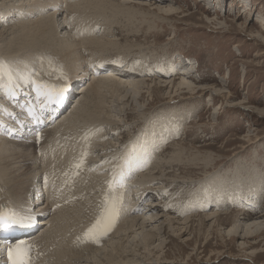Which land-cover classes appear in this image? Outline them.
I'll list each match as a JSON object with an SVG mask.
<instances>
[{"label": "bare ground", "instance_id": "bare-ground-1", "mask_svg": "<svg viewBox=\"0 0 264 264\" xmlns=\"http://www.w3.org/2000/svg\"><path fill=\"white\" fill-rule=\"evenodd\" d=\"M124 1L0 0V24L10 22L5 25L6 28L2 25L0 32V129H7L6 133L0 131V185H6L1 189L3 198L0 199L3 201L5 197L9 198L6 204L0 203V215L30 222L34 217H40L37 219V226L40 228L35 235L17 238L9 247L0 244V250L6 247L9 250L17 243L26 242L32 249L33 264H177L174 261L159 262L157 256L155 258L163 249L164 240H161L160 234H163L166 226L182 238L193 220L171 218L173 213H184L180 209L171 213L170 210L174 209H168L175 204L173 194L170 198L164 196L167 199L164 204L150 203L151 198L159 193L164 194V188L157 187L160 181L157 174L162 171L158 170L156 174L153 172L159 164L150 163V151L156 149L157 142L154 141V130L150 137L140 136L141 133L148 134L141 130L134 140L130 141L129 138V144L134 145L124 151L123 147L112 144L113 140L106 133L107 130L117 132L127 126L116 118L121 113H129L127 109L116 106L118 113L114 115L111 107L113 103L126 106L124 104L132 94L139 96L140 100L145 93L153 100L159 97L160 92H165L164 95L168 96L165 103H171L174 100L202 98L203 91L200 94L198 90L205 89L196 90L199 85H194L192 80L187 79L195 67H182L186 71L184 75H180L178 82L176 80L179 78L167 81L158 78L157 83L152 85L151 79L136 81L131 78L134 73L122 74L124 71L119 72L117 65L110 62L109 66L107 63L102 64L105 57L112 55L106 53L114 51L113 55L120 59L119 51H125L124 46L128 49L130 44L123 45V41L121 43L118 39H109L110 30L107 27L100 34L102 38H96L91 33L92 30H89L93 23L86 20V11L80 10L88 8L101 14L121 16L128 10ZM132 5L138 13L146 4L137 2ZM166 6H157L154 8L157 10L155 12L164 16L177 13L171 6ZM62 9H68L64 21L60 17ZM126 14L125 18L128 16ZM27 56L31 57L30 67H27L29 69L17 67L18 64L12 62ZM88 57L90 58L86 61ZM7 65L10 66L9 69L6 68ZM17 68L26 70L32 78H18L15 75ZM41 68L46 72L38 78ZM92 72L98 74L99 78L93 79ZM29 79L31 80L28 81ZM20 82L24 87L22 88H26L25 92H21L22 88L18 85ZM81 82L76 93L69 92L73 83ZM156 87L159 90H155ZM214 91V96H209L210 101L217 98L229 101L230 95L221 93L219 89ZM65 95L76 100L73 109L61 117L63 109H58L54 117L60 118L49 130L42 131L43 134L36 137L30 136L31 123L20 114L21 109L31 104L40 107L44 100L52 103L59 101L61 104L60 99ZM151 106L148 103L145 108ZM144 113L145 110L129 114L134 117L136 115V118L141 116L142 122L146 120ZM39 115L38 111L30 113L32 119H38ZM19 122L25 124L21 126ZM9 132L23 137L17 142L8 140L6 135ZM87 133L88 137L99 143L97 150L91 151L85 144L78 145L77 140L69 142L71 147L67 149L64 145L56 147L61 135L69 134L77 139L78 135ZM139 137L143 139L138 141ZM90 151L92 155L98 154L103 159L89 161ZM118 153L117 161L113 160L111 163ZM180 183L182 186L189 185L191 180L183 179ZM189 194L187 195L190 196ZM193 194L187 197L188 200L197 197ZM201 195H206L205 189L204 193L198 194ZM112 202H115L116 214L111 218V227L107 233L98 235L96 240L86 238L85 233L105 215V209ZM165 210H169L166 213L168 217L162 225H156L163 217L158 214ZM156 212L158 213L153 215L155 217H152ZM259 216L252 221L249 216L242 219L237 216L228 234L237 236L238 230L242 229L241 225L249 222L243 227V239H252L256 232L252 230L253 227L257 231L262 230L260 234L263 235L264 220L261 217L264 215ZM219 218L220 214H207L202 220L214 219L218 223ZM71 223L74 230H71ZM157 241L159 243L155 245ZM251 244L258 243L253 241ZM141 250L144 253H139ZM142 254H146V260L144 257L140 258ZM152 255L154 256L151 257ZM0 262H7V259L3 258Z\"/></svg>", "mask_w": 264, "mask_h": 264}, {"label": "rangeland", "instance_id": "rangeland-1", "mask_svg": "<svg viewBox=\"0 0 264 264\" xmlns=\"http://www.w3.org/2000/svg\"><path fill=\"white\" fill-rule=\"evenodd\" d=\"M137 2L146 4L142 8L143 12L140 10L137 13L132 8V4ZM124 3L128 10L121 16L101 14L88 8L80 10L86 11V20L93 23L89 30H92L96 38H102L100 34L107 27L110 30L109 39H118L121 43L123 41V45L130 44L129 50L124 46L125 51H119L120 59L113 55L114 51L106 53L113 56L105 57L102 64H115L119 72L124 71L122 74L132 72L134 74L131 73V78L136 81L151 79L152 85L157 83L158 78L166 81L181 78L186 71L182 67H195L187 79L199 85L196 90L205 88L198 90L199 93L203 91L202 98L165 103L167 95L159 91L157 99L152 100L144 93L138 100L139 96L132 94L127 99L129 103L124 104L126 106L113 103L111 107L114 115L118 113L116 106L134 114L145 110L143 115L147 121L141 122V116L136 118V115L121 113L116 118L127 126L117 132L107 130L106 133L113 140L112 144L123 147V151L131 149L129 147L134 143L129 144L130 141L141 130L148 133H141L142 137H150L154 130V141L157 142L156 149L150 151V163L159 164L153 172L156 174L158 170L162 171L157 174L160 180L157 187H163L164 194L159 193L151 198L150 203L164 204L167 202L165 197L170 198L173 194L175 204L168 209H174L170 210L171 213L176 210H183L184 213H173L169 217L181 220L193 218L182 238L163 225V236L160 234L161 240H164L163 249L154 254L155 258L157 256L159 262L174 261L177 264H264L262 230L257 231L253 227L252 230L256 232L252 239H243L247 222L245 227L241 225L242 229L238 230L237 236L228 234L237 216L241 219L249 216L252 221L264 215V0H125ZM161 5L171 6L177 13L164 16L155 12L154 8ZM67 10L62 9V21L66 19ZM125 14L128 15L126 18ZM8 23L0 24V32L2 25L6 28ZM29 60L31 57L27 56L12 62L17 63V67L29 69ZM15 71H18L15 74L18 78H32L26 70L17 68ZM45 72L41 68L39 75L36 71L34 74L39 78ZM53 80L57 81L55 78ZM21 83L18 85L21 86ZM81 84L73 83L69 91L76 93ZM23 88L21 91L24 92L26 88ZM218 89L231 96L228 102L224 98L210 101L209 96H214V90ZM148 103L152 106L145 108ZM69 104L66 108L71 109ZM88 136V133L78 135L76 139L73 135H61L56 147L64 145L67 149L71 147L69 142L77 140L78 145L85 144L87 149L97 150L99 143ZM142 137L137 140L140 141ZM118 155L110 158L111 163L117 161ZM99 159L103 158L91 152L89 161L96 162ZM183 179L191 180V183L182 186L180 182ZM4 186L0 185V198H3L1 189ZM204 189L206 195L198 196L204 193ZM44 191L46 193V188ZM187 194L197 197L188 200L190 196ZM7 199H0V203L6 204ZM165 211L158 214L163 217L156 225H162L168 217L166 213L169 210ZM157 213L152 214V217ZM207 214H220V223L214 219L202 220ZM261 219L264 220V217ZM69 226L70 223L67 228ZM249 241L258 244L253 245ZM139 253L144 252L141 250ZM142 255L140 258L146 260V254Z\"/></svg>", "mask_w": 264, "mask_h": 264}, {"label": "snow or ice", "instance_id": "snow-or-ice-1", "mask_svg": "<svg viewBox=\"0 0 264 264\" xmlns=\"http://www.w3.org/2000/svg\"><path fill=\"white\" fill-rule=\"evenodd\" d=\"M116 214L115 202H112L110 207L105 209V215L97 221L96 225L85 233L86 238L96 240L98 235L106 234L111 227V218ZM21 221L13 218L0 215V227L7 226L9 223H20ZM31 246L26 242H20L10 247L8 250V258L10 264H33Z\"/></svg>", "mask_w": 264, "mask_h": 264}]
</instances>
